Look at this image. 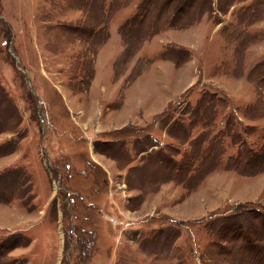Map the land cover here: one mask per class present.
I'll return each mask as SVG.
<instances>
[{
    "label": "rangeland",
    "instance_id": "1",
    "mask_svg": "<svg viewBox=\"0 0 264 264\" xmlns=\"http://www.w3.org/2000/svg\"><path fill=\"white\" fill-rule=\"evenodd\" d=\"M0 17V264H264V0Z\"/></svg>",
    "mask_w": 264,
    "mask_h": 264
},
{
    "label": "trees",
    "instance_id": "2",
    "mask_svg": "<svg viewBox=\"0 0 264 264\" xmlns=\"http://www.w3.org/2000/svg\"><path fill=\"white\" fill-rule=\"evenodd\" d=\"M1 28H2V27H1ZM1 32H4L3 28H2V30H1ZM5 44L7 45V43H5ZM11 55H12V57H13L14 54L11 53ZM218 100L221 101L220 98H218ZM228 137H229V135H228ZM144 148H145V147H144ZM143 151H145V150H142V152H143Z\"/></svg>",
    "mask_w": 264,
    "mask_h": 264
},
{
    "label": "crops",
    "instance_id": "3",
    "mask_svg": "<svg viewBox=\"0 0 264 264\" xmlns=\"http://www.w3.org/2000/svg\"><path fill=\"white\" fill-rule=\"evenodd\" d=\"M28 229H29V228H28ZM28 229H27V230H28ZM14 232H15V231H14Z\"/></svg>",
    "mask_w": 264,
    "mask_h": 264
},
{
    "label": "water",
    "instance_id": "4",
    "mask_svg": "<svg viewBox=\"0 0 264 264\" xmlns=\"http://www.w3.org/2000/svg\"><path fill=\"white\" fill-rule=\"evenodd\" d=\"M1 18V17H0Z\"/></svg>",
    "mask_w": 264,
    "mask_h": 264
}]
</instances>
